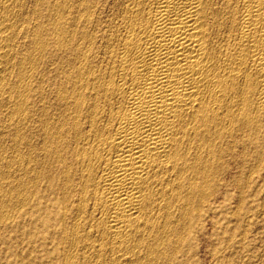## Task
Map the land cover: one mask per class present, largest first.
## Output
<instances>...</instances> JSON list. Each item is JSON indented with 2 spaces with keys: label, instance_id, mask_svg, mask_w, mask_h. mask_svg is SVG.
<instances>
[{
  "label": "bare ground",
  "instance_id": "1",
  "mask_svg": "<svg viewBox=\"0 0 264 264\" xmlns=\"http://www.w3.org/2000/svg\"><path fill=\"white\" fill-rule=\"evenodd\" d=\"M205 239L264 264V0H0L5 264H199Z\"/></svg>",
  "mask_w": 264,
  "mask_h": 264
},
{
  "label": "rangeland",
  "instance_id": "2",
  "mask_svg": "<svg viewBox=\"0 0 264 264\" xmlns=\"http://www.w3.org/2000/svg\"><path fill=\"white\" fill-rule=\"evenodd\" d=\"M9 241V240H8ZM6 242V244H2L1 242H0V250L2 251V254L0 255V258H1V262H3V264H5V262H6V260H8L9 259V257H8V255H9V247H11V244L12 245H15V244H13L12 242L11 243H9V242ZM207 241V242H206ZM206 243V245L204 246V244ZM207 243H208V245H207ZM212 244H213V242H212V240H210L209 242H208V239H205L203 242H202V246H201V252L199 253V257H198V260H199V264H220L218 261H217V259H215V257L213 256V258H212V255H211V253L213 252L212 250H211V248H212ZM21 247H20V246ZM16 246L19 248V249H24L25 248V244L24 243H21V244H16ZM205 248H206V250H205ZM204 249V250H203ZM203 251H205V252H203ZM209 252H210V254H209ZM206 254V255H205ZM208 254V255H207ZM207 258H206V257ZM208 256H210V257H208ZM200 258H202V259H200ZM215 261V262H214Z\"/></svg>",
  "mask_w": 264,
  "mask_h": 264
}]
</instances>
